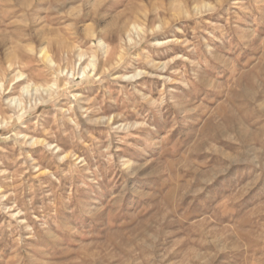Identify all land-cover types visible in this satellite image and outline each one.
<instances>
[{
    "label": "rangeland",
    "instance_id": "374dc122",
    "mask_svg": "<svg viewBox=\"0 0 264 264\" xmlns=\"http://www.w3.org/2000/svg\"><path fill=\"white\" fill-rule=\"evenodd\" d=\"M0 108V264H264V0H0Z\"/></svg>",
    "mask_w": 264,
    "mask_h": 264
},
{
    "label": "bare ground",
    "instance_id": "6f19581e",
    "mask_svg": "<svg viewBox=\"0 0 264 264\" xmlns=\"http://www.w3.org/2000/svg\"><path fill=\"white\" fill-rule=\"evenodd\" d=\"M129 23H131V22H129ZM136 28H137V26H136ZM129 29V28H128ZM135 29V28H134ZM127 31V30H126ZM130 31V30H129ZM128 33V32H127ZM172 41V40H171ZM166 43V42H165ZM160 45V44H159ZM42 53V55H43V58L45 59V61L46 62H48L49 64H53V60L51 59V57L48 55V53H47V51L46 50H44L43 52H41ZM9 62H10V60H9ZM12 62H14V61H12ZM10 64V63H9ZM11 65V64H10ZM9 65V66H10ZM93 65V64H92ZM12 68V67H11ZM86 69V68H85ZM84 74V73H83ZM87 76V75H86ZM24 77V75H21V76H18V79H22ZM23 81V80H22ZM27 81V80H26ZM21 82V81H20ZM15 85H17V84H15ZM32 86L33 85H27L26 87H24V89H23V95L24 94H26V93H28L29 91H30V89L32 88ZM34 87V86H33ZM54 87V85L53 86H51V87H49V88H51V89H44L43 88V86H35V90H36V92H39L42 88L44 89V91H46V92H49V91H51L52 90V88ZM7 91V90H6ZM11 93V92H10ZM9 93V94H10ZM30 93V92H29ZM52 93H54V92H52ZM19 101V100H18ZM12 102V101H11ZM22 102H20V104H21ZM3 106V105H2ZM1 106V107H2ZM3 108V107H2ZM1 109V108H0ZM1 110H4V109H1ZM2 112V111H1ZM22 112V111H21ZM1 114V113H0ZM4 119H5V117H3ZM11 121V120H10ZM5 122V121H4ZM3 122V123H4ZM110 122V121H109ZM3 123H2V126H3ZM42 142V141H41ZM34 143V142H33ZM39 145V144H38ZM51 146V145H50Z\"/></svg>",
    "mask_w": 264,
    "mask_h": 264
}]
</instances>
